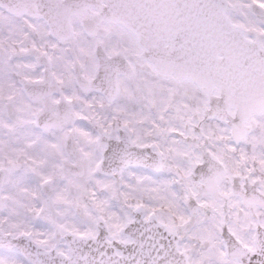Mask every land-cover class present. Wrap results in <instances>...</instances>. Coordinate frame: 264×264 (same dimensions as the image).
Instances as JSON below:
<instances>
[{
	"label": "snow or ice",
	"instance_id": "6c2138e0",
	"mask_svg": "<svg viewBox=\"0 0 264 264\" xmlns=\"http://www.w3.org/2000/svg\"><path fill=\"white\" fill-rule=\"evenodd\" d=\"M0 264H264V0H0Z\"/></svg>",
	"mask_w": 264,
	"mask_h": 264
}]
</instances>
